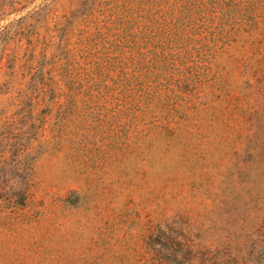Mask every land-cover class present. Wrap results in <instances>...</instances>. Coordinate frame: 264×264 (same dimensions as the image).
<instances>
[{
  "label": "rangeland",
  "instance_id": "374dc122",
  "mask_svg": "<svg viewBox=\"0 0 264 264\" xmlns=\"http://www.w3.org/2000/svg\"><path fill=\"white\" fill-rule=\"evenodd\" d=\"M263 244L264 0L0 11V264Z\"/></svg>",
  "mask_w": 264,
  "mask_h": 264
},
{
  "label": "trees",
  "instance_id": "16d2710c",
  "mask_svg": "<svg viewBox=\"0 0 264 264\" xmlns=\"http://www.w3.org/2000/svg\"><path fill=\"white\" fill-rule=\"evenodd\" d=\"M52 1H59V0H52ZM23 2L27 3L28 0H16L13 1L11 5L6 3V0H0V11L3 9H7V6H17V4H21ZM45 8H47V5ZM171 242L172 244H174L173 246L176 245L175 241L174 242L171 241ZM252 247H254L253 243L250 245L251 249ZM262 251H263L262 256L260 257L259 260L255 261V264H261L262 260H264V244ZM171 256L167 255L166 257L167 264H222L217 256L210 257L205 253H200V255H197L192 252H186V250L183 252V249L179 252L177 251L175 252V250L173 249ZM249 257H250L249 255L237 256L234 257L232 261H230L227 264H248Z\"/></svg>",
  "mask_w": 264,
  "mask_h": 264
}]
</instances>
